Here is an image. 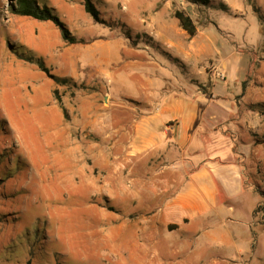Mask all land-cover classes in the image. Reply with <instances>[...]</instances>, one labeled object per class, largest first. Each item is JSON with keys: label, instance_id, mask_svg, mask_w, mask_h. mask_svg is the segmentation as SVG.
I'll return each mask as SVG.
<instances>
[{"label": "rangeland", "instance_id": "1", "mask_svg": "<svg viewBox=\"0 0 264 264\" xmlns=\"http://www.w3.org/2000/svg\"><path fill=\"white\" fill-rule=\"evenodd\" d=\"M37 1L52 9L77 42H65L51 21L11 14L14 0H0V126L4 120L10 130L7 137L0 129V264H141L135 255L139 248L129 242L128 226L140 214L126 196L129 169L113 173L102 138L110 114L118 121L131 119L126 108L142 96L133 81L149 72L143 55L160 49L154 25L174 20L175 9L189 12L222 55L233 61V55L243 57L246 74L239 72L241 79L226 92L239 91L245 81L240 103L247 107L240 116L246 119L244 140L251 145L245 164L252 169L256 192L251 193L254 203L261 201L264 227V0H211L205 7L185 0H94L102 22L86 13L80 0ZM109 39L119 47L117 67L125 69L128 84L119 77L110 84L86 57L96 41ZM124 46L137 49V55ZM29 53L48 72L36 59L26 60ZM214 66L205 68L219 74L213 90L225 92L228 78L223 81L225 75ZM54 76L71 80L60 83ZM195 83L202 90L211 87L208 81L204 87ZM186 97L207 119L226 113L221 99ZM252 228L258 234L254 252L250 245L235 250L199 235L192 254L149 259L155 264H264V229Z\"/></svg>", "mask_w": 264, "mask_h": 264}, {"label": "crops", "instance_id": "2", "mask_svg": "<svg viewBox=\"0 0 264 264\" xmlns=\"http://www.w3.org/2000/svg\"><path fill=\"white\" fill-rule=\"evenodd\" d=\"M176 10L181 9L173 11L174 20H157L154 25L157 34H152L160 49L154 55L144 53L149 72L139 81L133 78L142 96L135 99L139 104L126 108L131 119L118 121L110 114L102 138L109 147L108 165L113 173L129 169L126 196L140 208L128 226L129 242L139 248L135 255L141 264H155L149 259L154 256L192 254L199 235L235 250L240 244L250 245L254 252L258 234L252 227L264 229L256 209L261 201L254 203L251 193L256 192L252 169L245 164L251 147L244 140L246 119L240 116L247 107L240 103L245 90L241 86L239 91L233 89L232 95L226 92L230 83L241 79L243 57L233 55V61L222 55L210 44V34L205 35L195 22L196 32L190 36L174 16ZM124 47L137 55L134 47ZM118 48L112 39L96 41L85 51L93 63H86L96 66V72L110 84L116 77L128 84L125 69L117 67ZM210 64L225 75L223 81L228 78L225 92L213 90L219 74L206 72ZM245 71L244 66V75ZM195 80L203 87L208 81L211 87L202 90ZM188 95L208 102L221 99L226 113L207 119Z\"/></svg>", "mask_w": 264, "mask_h": 264}, {"label": "trees", "instance_id": "3", "mask_svg": "<svg viewBox=\"0 0 264 264\" xmlns=\"http://www.w3.org/2000/svg\"><path fill=\"white\" fill-rule=\"evenodd\" d=\"M186 2L195 5L197 7L201 6H209L211 4V0H185ZM80 2L83 5L84 11L90 15V17L95 21V22H102V19L100 17V13L98 9L96 8L94 0H80ZM10 12L11 14L15 16H26L30 17L32 19L38 20V21H51L53 22L59 29L61 38L67 42V43H75L77 42V39L71 35L70 31L66 27V25L58 18L57 15H55L50 7L47 5H39L37 0H14V2L10 5ZM174 16L178 19L179 25L187 31V33L190 36H193L196 32V27L195 23L192 19V17L189 15V12L184 11V10H176L174 12ZM125 28L126 25L124 24ZM130 29L127 27L125 35L126 37H130V34L128 33ZM22 54V53H21ZM26 57V60L32 61L36 59V63L40 66V68L44 72H48L47 67L44 66L43 62L40 61L39 59L32 57L30 55ZM38 60V61H37ZM57 82L60 83H66L67 81L69 82L71 79H66V78H60V77H55ZM242 83V91H244V83ZM60 103V100H59ZM63 111L65 109L63 108ZM1 124H4L3 127L0 126V129L2 131L3 136H9V131L5 127L6 121L2 120ZM17 164V162L15 163ZM260 205L257 206V210H259Z\"/></svg>", "mask_w": 264, "mask_h": 264}]
</instances>
